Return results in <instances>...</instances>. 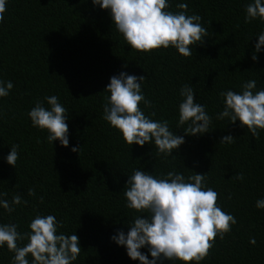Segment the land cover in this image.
I'll return each mask as SVG.
<instances>
[{
  "label": "trees",
  "instance_id": "obj_1",
  "mask_svg": "<svg viewBox=\"0 0 264 264\" xmlns=\"http://www.w3.org/2000/svg\"><path fill=\"white\" fill-rule=\"evenodd\" d=\"M252 2L168 0L173 13L186 3L187 15L202 17L208 32L203 44L191 46L192 56L184 57L172 47L150 53L131 49L109 10L92 0H6L0 80L14 86L0 97V192L9 202L20 194L28 203L12 213L0 207V224H17L27 233L37 215H54L63 224L57 234L79 237L81 252L72 264H140L112 239L120 231L127 234L137 216L148 215L126 207L124 190L133 170L158 178L174 171L186 180L206 174V187L219 194L218 205L236 223L223 239L217 236L200 264H264V209L256 207L264 199V130L255 138L239 120L217 119L225 106L221 92L241 93L249 80L256 81L254 92L264 90V46L252 59L264 21L245 22ZM121 72L147 78L141 87L152 106L142 102L141 110L155 121L167 120L170 131L184 137L171 154L175 159L158 154L154 141L128 145L102 118L110 96L104 90ZM184 85L193 88L194 101L212 118L209 132L186 135L190 121L177 126ZM53 95L67 109V147L59 140L48 143V132L34 127L28 116L38 101L50 109L45 97ZM229 135L235 141L221 143ZM14 144L19 145L15 168L6 160ZM73 147L81 148L79 153ZM237 173L242 180L234 178ZM30 188L35 196L28 195ZM140 251L152 259L147 247ZM13 257L6 245L0 247V264H12ZM27 259L31 264L30 254Z\"/></svg>",
  "mask_w": 264,
  "mask_h": 264
},
{
  "label": "clouds",
  "instance_id": "obj_2",
  "mask_svg": "<svg viewBox=\"0 0 264 264\" xmlns=\"http://www.w3.org/2000/svg\"><path fill=\"white\" fill-rule=\"evenodd\" d=\"M93 5L109 10L116 30L123 35L131 49L150 53L160 48H175L184 57L192 56L193 45L203 44L208 36L207 29L202 26L199 15H187L188 5L179 3L178 13L168 11V0H92ZM6 0H0V23L4 20ZM259 18L264 21V0H253L246 7L245 22ZM264 46V32L258 35L252 59ZM147 78L137 77L121 72L119 76L110 78L104 91L110 93L103 105V119L110 126L120 131L128 145L144 146L152 143L158 154L171 156L185 142L183 136L174 135L169 129V122L155 121L144 114L140 108L151 107V102L142 92V83ZM11 81L0 80V97L9 95L13 88ZM256 89V81L249 80L242 85V92L231 90L221 92L224 98V110L217 119L228 118L230 123L240 121L255 138L264 130V90ZM184 97L179 104L178 127L186 122V135H197L209 132L212 118L205 110V105L194 101V90L184 85L180 90ZM49 108L41 102L29 111L32 125L48 132L47 142L59 140L64 147L69 145L67 109L55 95L45 97ZM155 115V112L151 114ZM232 136H225L221 143L231 144ZM19 145H12L6 157L7 163L14 167L19 158ZM81 148L73 147V152ZM175 159V156H171ZM243 179L242 173L234 177ZM206 174H194L185 179L183 174L169 171L163 178H158L145 171L136 169L129 176L127 188L124 190L126 207L137 212H147V216H137L125 234L118 232L112 239L120 246H125L127 255L140 264H157V261H181L183 264H200L210 253L215 239L231 231L236 223L233 215L224 212L218 205L219 194L205 184ZM7 193L0 192V207L8 213L15 211V206L27 205L20 194H15L11 202L3 197ZM29 196H35V189L28 190ZM41 203L43 197H40ZM256 207L264 209V199L256 202ZM58 223L54 215H37L30 223V232L21 233L18 225L0 224V247L14 253L12 264H29L27 257H32L31 264H72L81 252L79 237L75 234H57ZM27 240L24 246L18 242ZM250 243L255 244L251 238ZM147 247L152 257L143 254L140 249Z\"/></svg>",
  "mask_w": 264,
  "mask_h": 264
}]
</instances>
